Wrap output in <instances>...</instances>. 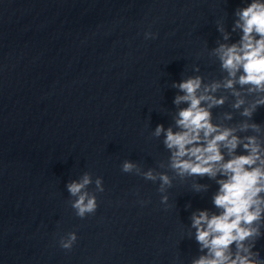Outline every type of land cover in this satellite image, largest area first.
I'll return each mask as SVG.
<instances>
[{"label": "water", "instance_id": "1", "mask_svg": "<svg viewBox=\"0 0 264 264\" xmlns=\"http://www.w3.org/2000/svg\"><path fill=\"white\" fill-rule=\"evenodd\" d=\"M250 2L0 0V264H193L209 255L192 217L222 212L214 196L225 177L180 175L165 136L181 131L188 107L174 102L185 95L174 85L199 77L197 96L223 100L201 102L211 123L240 141L231 152L220 145L224 161L247 155L255 137L254 167L264 169V105L243 115L264 92L240 85L242 70L230 77L216 51L239 44L237 13ZM150 170L155 180L144 178ZM85 173L98 207L80 218L66 186ZM252 227L260 235L245 243L264 264V215ZM70 232L77 240L64 249Z\"/></svg>", "mask_w": 264, "mask_h": 264}, {"label": "clouds", "instance_id": "2", "mask_svg": "<svg viewBox=\"0 0 264 264\" xmlns=\"http://www.w3.org/2000/svg\"><path fill=\"white\" fill-rule=\"evenodd\" d=\"M237 15L239 20L236 27L243 33L239 44L221 45L216 51L220 55L222 67L228 71L230 77H235L236 72L242 70V75L239 76L240 85H251L250 92H264V0H251ZM145 37L155 38V34L147 32ZM233 82L229 79L225 87L231 88ZM201 83V78L195 77L174 85L185 93L177 96L174 102H188V107L180 110L179 119L176 121L181 131L173 132L168 129L165 136L167 148L175 149L171 167L177 169L180 175L187 173L215 177L219 173L225 177L218 181L220 188L214 196V204L222 212L209 216L207 211H201L199 215L194 214L192 217L196 240L209 253L193 261V264H261L259 254L253 251L255 244L245 243L260 235L259 229L252 225L264 215V209L259 207L264 199L257 198L264 191V185H261L264 169L254 167L260 159L259 145L256 144L255 137H248V142L244 144L248 154L224 161L220 145L223 143L231 152L240 141L232 134L233 130L221 131L211 123V113L201 106V102L211 100L212 104H222L223 100L197 96ZM212 87L214 89L217 85ZM242 104L243 100H238L235 107ZM260 105H264V100H259L252 108L245 109L243 115L251 116L255 107ZM162 131L163 126H157L155 134L159 135ZM214 133L216 134L213 135ZM185 156L189 159H182ZM121 168L123 172L131 173L136 166L125 160ZM144 178L156 179L151 170L144 173ZM159 179L162 182L159 191L163 193L164 185H168L170 181L164 174ZM91 183V174L85 173L79 180H73L66 186L68 193L76 197L71 202V207L80 218L95 213L98 207L97 197L86 191ZM95 185L99 192L104 190L102 178L97 177ZM167 199V196H162V203H166ZM76 240V233L70 232L66 238H61L60 244L64 249H71ZM233 245L237 249L235 254L231 252Z\"/></svg>", "mask_w": 264, "mask_h": 264}]
</instances>
